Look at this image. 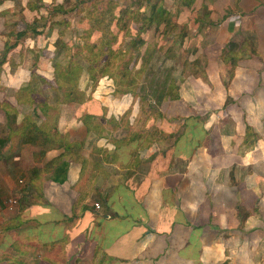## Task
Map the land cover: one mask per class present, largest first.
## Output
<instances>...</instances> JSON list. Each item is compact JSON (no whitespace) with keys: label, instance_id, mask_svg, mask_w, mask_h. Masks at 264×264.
<instances>
[{"label":"crops","instance_id":"crops-1","mask_svg":"<svg viewBox=\"0 0 264 264\" xmlns=\"http://www.w3.org/2000/svg\"><path fill=\"white\" fill-rule=\"evenodd\" d=\"M69 1L0 0V264H48L46 251L69 264H264V0L179 2L176 23L212 43L208 84L194 74L187 100L188 77L162 108L200 129L170 147L168 119L139 152L136 103L120 102L126 132L118 103L87 98L85 81L70 101L49 87ZM230 42L233 67L220 59Z\"/></svg>","mask_w":264,"mask_h":264},{"label":"rangeland","instance_id":"rangeland-1","mask_svg":"<svg viewBox=\"0 0 264 264\" xmlns=\"http://www.w3.org/2000/svg\"><path fill=\"white\" fill-rule=\"evenodd\" d=\"M140 1H147V3H143L142 5L145 7L146 18H148L151 12L153 11V6L155 4H163V8L169 12L171 20L166 28L164 27V24L161 23L158 25L159 27L157 28H155V24H153L147 29H144L145 26H143L142 29H139V31L137 29V26L139 24L131 23L129 27V32L131 35L126 36L125 33L123 34V32L119 31L116 21L119 19V17H121L124 12H126L127 15L132 14L131 10L135 9L136 4H138ZM181 1L182 0L69 1L68 11L69 13H72L74 11V15H70V20L72 18V21H70L69 18H64V21H59V26L54 28V33L56 35L54 34L51 40L47 42L49 44L48 46H50L52 41L56 38V41L59 40L60 42H65L68 45V47L71 49V54L74 55L75 52L78 51L81 56L76 57L74 55V57L72 58L71 54H60L58 55V57L54 56L51 61V65L54 69V74L51 75L50 83L48 82L49 87L51 85L53 88V86L57 84V76L59 86H61L59 87L60 94H62L66 88L71 86L73 90H75V95H73V98L76 99L78 97V85L79 83L85 81L87 98H90L92 95H95V97H98V99L100 97H104L108 98L109 101H113V104L118 103V107L120 106L118 110H122V116L119 117V127H123L124 130L126 129V127L128 128L127 124L129 118V111H131V108L128 111L123 110L124 107L120 102L129 99V101L136 103L134 112L137 117L133 118L134 121H130V128L128 132L131 131L134 134H138L139 137L141 136L142 139H144V142L145 139L149 136L148 134H150V139L147 140H150L151 143L158 141V136L162 137L163 132L160 127H162L164 123L167 124L168 119L169 128L172 129L173 132L168 136L164 135V140L166 141L167 146H172L173 138H176L181 131L189 132L190 127H193V131L197 132L200 129L198 128V126H196L197 124H194L193 126L192 124L189 125V122H186L187 124L182 123L184 118L179 117V119L177 118V116L173 117L172 113L169 112V110L172 109V101L176 102L177 100L169 99L166 96L164 97L165 100L163 102H161L160 104H156L155 99L150 98V96H146L147 101L144 103L140 102V97L141 95L144 96V92L148 94L151 89H154V87L158 86H165L166 91L168 88H170V93H172L171 95L176 93L179 94L181 86L184 84V82H186L188 77L190 78L189 89L184 93V95L185 99L190 100V98H192L193 100L195 96V89L190 85V83L193 82V78L195 77L194 74L198 75L197 79L200 80L202 83H204L205 85L208 84L207 76L204 77V75L202 74L203 72H205L204 64L206 59L205 55L203 56V53L201 54V48L205 50L208 47L209 49L207 50V53L211 54L212 43L209 39H207L204 44L202 43V41H204L205 39L204 36L208 37V35L201 34L197 37V26L194 28V31H189L188 29L190 28L188 26H181L176 23L177 16L179 15L178 13H180L179 2ZM111 11L113 12V16H111ZM124 22L126 21L123 20L121 24ZM109 25L110 27L108 29L107 26ZM108 30H112L111 33H108ZM112 38H115V44L111 47L113 50L131 51L133 61L131 62L132 65L130 64L128 66V69L138 70L136 71V73L130 74L132 78H135L137 85L136 87H132L131 90L128 89L129 91H127L129 92V94L127 95H123L125 87H123L122 83H119L117 81L118 78H111L110 73H106L102 76V74H100L96 70L90 73L87 69L90 65V62L88 64V60H93V55L91 53L93 44L102 41V39ZM136 39L137 46L135 45L134 49H132L129 42L134 41ZM195 51L198 52L196 53ZM43 53V57L47 58V56H49L47 49H44ZM196 55L200 62V65L198 64L199 66H195L191 63L192 58ZM187 59H190V62ZM74 61L80 65V68H82V70L80 69V74H77V71H74V73L72 72V69L74 70ZM116 62H118V59H115L113 63ZM56 66L58 67V70L56 69ZM64 66L68 67L67 73L70 72L71 77L75 76L72 83L69 85L65 84L68 82V80L64 78L62 74H60L62 73L61 68H64ZM85 67L86 71L84 69ZM200 71H202V73ZM154 75H157V77H155L156 80L152 81V76ZM127 76H129V74ZM121 78L122 77H120L119 79ZM176 82L178 83V85H176ZM103 101L105 103H108L107 100ZM162 104L169 105L170 109L168 111L164 110L162 108ZM101 110L102 116L99 117V119H102V121L105 122L107 120V118H105V108L101 106ZM175 112L178 114V109ZM166 114H168L169 117L167 116L166 118ZM190 118L193 119V117H188L187 120H189ZM108 122H111V124H113L114 118H111ZM172 124H174V126H172ZM44 125H48V123ZM114 125L115 123L112 126ZM125 131L127 132V129ZM141 142L142 140H140V144ZM1 238L2 236L0 235V241ZM13 245L17 247L18 241L14 240ZM9 252L11 255H13V253L18 254L17 250ZM44 253L49 255V257H47L46 259L48 264L52 262H55L56 264H69L68 260L63 259L66 254L65 252L61 253L60 251L58 253L59 259L58 256L54 257L55 254H53V260L49 251H46ZM56 260L58 261L56 262ZM72 264L90 263L89 261H86V258H83L79 259L78 261L74 260Z\"/></svg>","mask_w":264,"mask_h":264},{"label":"trees","instance_id":"trees-1","mask_svg":"<svg viewBox=\"0 0 264 264\" xmlns=\"http://www.w3.org/2000/svg\"><path fill=\"white\" fill-rule=\"evenodd\" d=\"M194 1L195 0H182V4L188 8V7L192 6ZM143 3H147V1H145V2L140 1L138 4H136L135 9L131 10L132 14L127 15L126 12H124L121 15V17H119V19L116 21L119 31L123 32V34L125 33L126 36L131 35L129 32V27H130L131 23L139 24L137 26L138 31H139V29H142L143 26H145L144 29H147V28L151 27L153 24H155V28L159 27L158 25L161 23L164 24L165 28L168 26L171 18L169 16L170 15L169 12L163 8V4L162 5L161 4H155L153 6V11L149 15V17L146 18L145 17V7L142 6ZM111 16H113L112 11H111ZM123 20H125L126 22L121 24V22ZM145 22H147V23H145ZM101 23H103V22H101ZM110 24H111V22H110ZM107 27L109 29L110 25ZM111 31L112 30H108V33H111ZM129 43L131 45V48L134 49V46L135 45L137 46V39L134 41H130ZM114 44H115V38L102 39V41H99V42H96L95 44H93V48L91 50V53L93 55V60L92 61L88 60V64L90 62V65L88 66L87 69H88V72H90V73L96 70L97 72L102 74V76L105 75L106 73H110L111 78H113V79L118 78L117 81L119 83H122L123 87H125V89L123 91V95H127V94H129L128 89L131 90L132 87H136V85H137L135 78H132V76L130 74H134L138 70H129L128 69V66L130 64L132 65L131 62L133 61L131 51H129V50H127V51L126 50L115 51L111 48ZM54 46H55V57H58V55H60V54H63V55L71 54V49L68 47V45L65 42L62 43L59 40H57L55 42ZM69 49H70V53H69ZM238 52H239V48H238L237 44H235L234 42H230L226 46V49L222 52L220 59L224 64H226V65L230 64L233 67V66H235L236 62L239 59L237 56ZM74 55L76 57L81 56L78 51H76ZM74 55L71 54V58L74 57ZM115 59H118V62L113 63L115 61ZM57 66H56V69L58 70ZM79 66L80 65L74 61V66H73L74 70L72 69V72L74 73V71H77L76 73L80 74L82 68H80ZM84 69L86 71V67ZM61 70H62V73H60V74H62L64 76V78H66L68 80V82L65 84H68V85L71 84L75 76L71 77V73L70 72L67 73V71H68L67 66H64V68H61ZM73 73H72V75H73ZM139 73H141V72H139ZM128 74L131 77L127 76ZM120 77H122V78L119 79ZM155 77H157V75L152 76V81L156 80ZM204 77H206V75H204ZM56 83L57 84H55L54 87L59 89V87H61V86H59L57 76H56ZM153 86H154V83H153ZM167 91H168V93H167ZM167 91H166L165 86L164 87H162V86L154 87V89H151L148 94H146L144 92V96L141 95L140 102H142V103L146 102L147 101L146 98L148 96H150V98L155 99L156 104H160L161 102H163L165 100L164 97H166V96L172 100H179V94L176 93V94L171 95L172 93H170V88H168ZM64 92H65L64 95L67 96L68 100L70 101V99L73 95V88L71 86H69L68 88H66L64 90ZM129 134H130V136H133V137H129L127 139V141L130 140L131 138H134L136 141H138V146H137L138 152H139V149L144 148L147 145L146 143L151 144V141L147 140V139H150L149 138L150 134H148L149 136L145 139V142H144V139H142L141 136L139 137L138 134H134L131 131L129 132ZM140 140H142L141 144H140Z\"/></svg>","mask_w":264,"mask_h":264},{"label":"built area","instance_id":"built-area-1","mask_svg":"<svg viewBox=\"0 0 264 264\" xmlns=\"http://www.w3.org/2000/svg\"><path fill=\"white\" fill-rule=\"evenodd\" d=\"M94 207H95V208H97V209H99V206H98V204H95V205H94Z\"/></svg>","mask_w":264,"mask_h":264}]
</instances>
